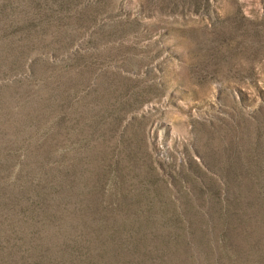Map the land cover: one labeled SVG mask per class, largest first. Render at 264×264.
Listing matches in <instances>:
<instances>
[{"label": "rangeland", "instance_id": "rangeland-1", "mask_svg": "<svg viewBox=\"0 0 264 264\" xmlns=\"http://www.w3.org/2000/svg\"><path fill=\"white\" fill-rule=\"evenodd\" d=\"M0 264H264V0H0Z\"/></svg>", "mask_w": 264, "mask_h": 264}]
</instances>
